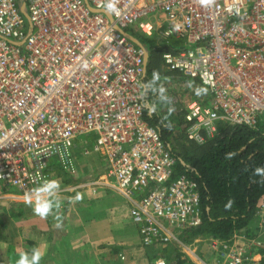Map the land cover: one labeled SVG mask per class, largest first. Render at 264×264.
<instances>
[{
    "label": "built area",
    "instance_id": "1",
    "mask_svg": "<svg viewBox=\"0 0 264 264\" xmlns=\"http://www.w3.org/2000/svg\"><path fill=\"white\" fill-rule=\"evenodd\" d=\"M104 3L0 0V199L24 201L56 170L77 177L75 150L94 135L106 172L70 191L116 192L141 245L168 247L202 224L201 197L147 119L155 114L146 107L153 92L142 87L150 54L137 36L168 44L164 67L207 88L211 105L191 102L183 115L187 138L204 145L221 123L264 121V0H117L118 16ZM257 212L255 238L210 239L212 262L197 264H263L264 197Z\"/></svg>",
    "mask_w": 264,
    "mask_h": 264
},
{
    "label": "crops",
    "instance_id": "2",
    "mask_svg": "<svg viewBox=\"0 0 264 264\" xmlns=\"http://www.w3.org/2000/svg\"><path fill=\"white\" fill-rule=\"evenodd\" d=\"M108 191L95 197L82 192L79 201L72 199L66 207L62 201L60 228L54 226L57 221L52 216L47 219L35 216L24 201L2 197L0 264H14L19 251H28L41 243L46 245L41 264H150L161 257L167 260V247L141 245L138 229L135 233L131 228L128 204L115 200L113 191ZM209 240L199 238L169 246L177 249L182 254L181 260L189 264H197L199 260L211 263ZM170 258L168 264L175 261L174 255Z\"/></svg>",
    "mask_w": 264,
    "mask_h": 264
},
{
    "label": "trees",
    "instance_id": "3",
    "mask_svg": "<svg viewBox=\"0 0 264 264\" xmlns=\"http://www.w3.org/2000/svg\"><path fill=\"white\" fill-rule=\"evenodd\" d=\"M137 38L141 42L142 38ZM150 44V56L172 48L168 44ZM147 119L161 128L164 142L184 162L185 166L178 163L177 175H186L199 187L202 224L183 231L179 241L183 244L199 238L228 241L239 231L255 238L259 233L258 204L264 197V121L254 129L231 128L221 123L213 139L202 146L194 144L181 155L172 146L170 130L155 116ZM257 169L262 171L257 173ZM171 248L175 264H184L182 254ZM167 260L172 261L170 256Z\"/></svg>",
    "mask_w": 264,
    "mask_h": 264
},
{
    "label": "rangeland",
    "instance_id": "4",
    "mask_svg": "<svg viewBox=\"0 0 264 264\" xmlns=\"http://www.w3.org/2000/svg\"><path fill=\"white\" fill-rule=\"evenodd\" d=\"M136 36V33L133 32ZM141 43L146 47L147 51L151 55L150 46L152 43L155 45L153 40H144L141 39ZM149 48V50H148ZM149 55V59L147 62V77L148 81L152 80L153 72L159 74V81L156 82V88L159 86H163L165 88V95L169 97L170 102H161L159 99V94L157 92H153V101L156 106V111L154 116L158 118L159 123L164 125L166 128L170 130L172 133L171 142L172 146L175 148L177 154H183L186 148H191L195 143L191 142L186 135L185 123L183 119V115L187 105L191 102H198L204 106L211 105V96L207 91V94L196 96L194 94V90L196 87H203L198 81L189 80L183 77L180 73L173 72L166 67H164L162 63V58L160 55L153 54V56ZM189 82L192 83V88L189 87ZM169 108H172L173 111L169 115ZM94 135H89L86 138L80 141L79 147L75 150V157L77 159L78 164V175L77 177H71L62 173L60 170H56V179H59L61 182V189H65L62 194H60L61 201H64L63 206L69 205L72 199L77 195L83 192L86 196L95 195L101 192H107L108 189H99L96 193L94 191H90L91 189L86 190H77L70 191L72 188L77 187L78 185L85 184L91 180L100 181L102 176H104L105 171V158L94 151ZM85 140H87L85 142ZM197 145V144H195ZM198 146V145H197ZM202 146V145H199ZM102 180V179H101ZM112 192V191H108ZM112 197L127 205V202L116 192L113 191ZM118 195V196H117ZM89 199V198H88ZM11 200V199H10ZM84 200V199H83ZM12 201V200H11ZM14 201V200H13ZM10 202V201H9ZM87 201L86 203H88ZM14 204L13 202H10ZM128 206V205H127ZM131 228L134 232H137V227L133 224ZM261 241L264 243V234L262 236ZM172 247V246H171ZM167 247V256L171 257V248ZM173 256V255H172ZM174 259V258H172ZM184 264H189L185 262L183 259L181 260ZM175 264V261L172 262Z\"/></svg>",
    "mask_w": 264,
    "mask_h": 264
},
{
    "label": "clouds",
    "instance_id": "5",
    "mask_svg": "<svg viewBox=\"0 0 264 264\" xmlns=\"http://www.w3.org/2000/svg\"><path fill=\"white\" fill-rule=\"evenodd\" d=\"M201 5L208 6L211 3V0H200ZM104 9L109 14L119 15L120 10L117 6V0H105ZM159 74L153 72L152 80L145 82L143 87V95L147 96L148 92H157L159 94V99L161 102H170L169 97L165 95V88L161 85L159 88H156V82L159 81ZM189 87L192 88V83L189 82ZM207 88L205 87H196L194 94L196 96L207 94ZM148 107L149 115H152L156 111V106L146 105ZM173 111L172 108H169V115ZM262 170L257 169V173ZM61 192V182L59 179L53 178L48 179L44 178L38 184V186L32 188L31 190L25 192L24 194V203L29 206L33 214L41 219H47L49 216H52L57 223L54 225L56 228H60L62 225L60 223V209L62 207V201L60 197ZM81 199L80 195L77 194L73 198L74 201H79ZM46 254V245L41 243L39 246L32 247L28 251H19L18 258L15 259L14 264H41L42 259Z\"/></svg>",
    "mask_w": 264,
    "mask_h": 264
},
{
    "label": "water",
    "instance_id": "6",
    "mask_svg": "<svg viewBox=\"0 0 264 264\" xmlns=\"http://www.w3.org/2000/svg\"><path fill=\"white\" fill-rule=\"evenodd\" d=\"M108 17L111 18V16L108 14ZM130 39H132L135 43L140 44V42L137 39L132 38L131 36L127 35ZM148 59V56L146 57Z\"/></svg>",
    "mask_w": 264,
    "mask_h": 264
}]
</instances>
